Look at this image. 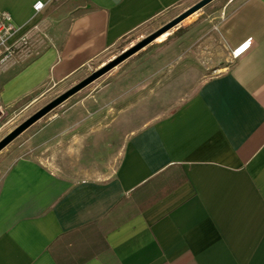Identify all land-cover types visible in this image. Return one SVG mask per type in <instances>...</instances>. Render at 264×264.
Listing matches in <instances>:
<instances>
[{
    "label": "crops",
    "instance_id": "1",
    "mask_svg": "<svg viewBox=\"0 0 264 264\" xmlns=\"http://www.w3.org/2000/svg\"><path fill=\"white\" fill-rule=\"evenodd\" d=\"M185 1L0 0V14L42 23L40 73L59 75ZM218 31L229 55L252 45L189 96L176 80L150 107H72L43 131L47 153L0 170V264H264V0ZM185 59L149 77L208 68Z\"/></svg>",
    "mask_w": 264,
    "mask_h": 264
},
{
    "label": "rangeland",
    "instance_id": "2",
    "mask_svg": "<svg viewBox=\"0 0 264 264\" xmlns=\"http://www.w3.org/2000/svg\"><path fill=\"white\" fill-rule=\"evenodd\" d=\"M198 1L186 0L86 64L78 68L74 67L75 70H65L59 75H54L52 67L48 70L49 74L40 73L38 60L44 51L52 46L49 37L42 40L40 43L42 47L40 49L37 47L28 58L19 59L17 55L0 62V141L46 104ZM241 1L243 0H213L168 30V35L163 41L155 39L72 95L0 151V170L8 167L17 158L29 155L32 150H35L38 156H41L42 152L47 153V148L41 147L47 137L42 135L43 131L57 118H63L72 107L82 108L83 116L89 111H95L97 107L109 106L110 111L114 97L118 100L113 104L116 108L111 110L113 112L127 107L130 111L132 107H142V105L150 107L159 97L153 98V96L159 93L163 95L176 80L182 81L181 87L183 86L182 97L177 101L189 96L190 90L197 89L205 79L223 71L226 65L233 62L218 30L225 18ZM181 56L186 57L184 63L187 66L202 64L207 65L208 68L200 77H149L154 72L164 73L171 65H176L175 61ZM137 74L139 77L135 76ZM172 100L174 99H167L169 102ZM99 112V117L102 119L105 116L104 111ZM112 113H106L107 118L114 115ZM70 117L71 121L80 118L79 114L75 118Z\"/></svg>",
    "mask_w": 264,
    "mask_h": 264
},
{
    "label": "water",
    "instance_id": "3",
    "mask_svg": "<svg viewBox=\"0 0 264 264\" xmlns=\"http://www.w3.org/2000/svg\"><path fill=\"white\" fill-rule=\"evenodd\" d=\"M213 0H199L197 3L193 4L191 7L186 9L183 13L169 21L167 24L162 26L161 28L157 29L150 35L143 38L141 41L136 43L135 45L128 48L126 51L97 69L96 71L92 72L88 77L56 97L54 100L46 104L44 107H42L40 110H38L36 113H34L32 116H30L28 119H26L23 123H21L19 126H17L15 129H13L9 134H7L1 141H0V151L7 146L12 140H14L17 136H19L24 130H26L28 127H30L33 123L50 113L52 110H54L57 106L62 104L64 101H66L68 98H70L72 95L86 87L87 85L91 84L93 81L101 77L106 72L113 69L115 66L122 63L124 60L144 48L149 43L153 42L155 39H157L159 36H161L163 33L167 32L174 26L178 25L182 20H184L186 17L191 15L192 13L196 12L200 8L204 7L205 5L209 4Z\"/></svg>",
    "mask_w": 264,
    "mask_h": 264
},
{
    "label": "built area",
    "instance_id": "4",
    "mask_svg": "<svg viewBox=\"0 0 264 264\" xmlns=\"http://www.w3.org/2000/svg\"><path fill=\"white\" fill-rule=\"evenodd\" d=\"M45 6L44 2L38 1L34 5L36 13ZM42 28V23L37 22L31 27L16 25L13 22L9 11L0 14V62H5L18 55V58L25 59L35 51L38 39L36 34ZM252 38H248L239 46L231 50L232 60L239 59L252 45Z\"/></svg>",
    "mask_w": 264,
    "mask_h": 264
},
{
    "label": "bare ground",
    "instance_id": "5",
    "mask_svg": "<svg viewBox=\"0 0 264 264\" xmlns=\"http://www.w3.org/2000/svg\"><path fill=\"white\" fill-rule=\"evenodd\" d=\"M167 35H168V31L163 33L161 36H159L157 40L158 41H163L167 37Z\"/></svg>",
    "mask_w": 264,
    "mask_h": 264
}]
</instances>
